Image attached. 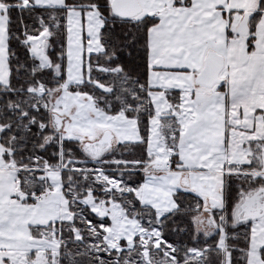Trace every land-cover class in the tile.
Wrapping results in <instances>:
<instances>
[{
  "label": "snow or ice",
  "instance_id": "snow-or-ice-1",
  "mask_svg": "<svg viewBox=\"0 0 264 264\" xmlns=\"http://www.w3.org/2000/svg\"><path fill=\"white\" fill-rule=\"evenodd\" d=\"M0 264H264V0H0Z\"/></svg>",
  "mask_w": 264,
  "mask_h": 264
}]
</instances>
